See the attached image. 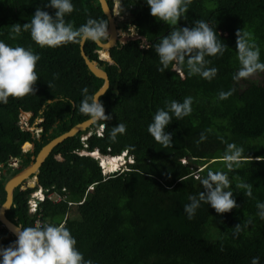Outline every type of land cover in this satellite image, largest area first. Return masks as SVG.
Returning a JSON list of instances; mask_svg holds the SVG:
<instances>
[{
	"label": "trees",
	"instance_id": "16d2710c",
	"mask_svg": "<svg viewBox=\"0 0 264 264\" xmlns=\"http://www.w3.org/2000/svg\"><path fill=\"white\" fill-rule=\"evenodd\" d=\"M113 2L106 0L109 8ZM45 3L47 0H0V40L13 47H30L40 56L34 95L9 97L6 104L0 103V206L5 201V182L18 172L9 162L15 159L18 166L27 167L31 157L52 139L89 119L79 111L81 90L87 87L92 94L102 86V80L88 72L79 44L42 48L27 30L11 33L10 26L30 22L37 7L54 14ZM72 3L74 10L65 21L74 27L89 18L107 21L98 0ZM122 3L134 17L135 33L146 44L130 41L115 46L110 51L115 65L103 66L109 87L100 101L111 120L94 123L54 147L39 168L37 185L32 189L20 185L13 191L6 217L23 227L36 222L63 223L84 259L93 264H250L253 257L264 264V219L256 208L258 201L264 202V72L254 74L255 79H233L239 67L235 53L238 29L252 34L264 62V0H191L176 27L191 28L196 20H204L227 48L223 55L206 57L209 67L218 69L212 80L187 76L186 71L181 77L171 66L158 72L154 46L174 26L152 17L144 0ZM98 50L93 42L84 43L89 60L97 61ZM102 61L98 63L102 65ZM222 91H232V95L220 100ZM188 96L193 98L192 112L180 120L173 117L165 129L172 134V147L165 148L154 141L147 127L166 102H182ZM48 100L52 101L48 107L53 110L54 124L37 140L19 128L20 113H32V123ZM119 123L126 125V132L112 142L111 127ZM38 127H44L43 123ZM88 132L91 134L81 141ZM201 133L207 138L198 143ZM25 141L34 145L33 152H22ZM226 143L243 147L247 157L231 171L222 159ZM128 146L133 151L125 152ZM80 151L110 157L126 153L133 163L117 173L103 174L98 161L79 155ZM209 170L227 172L238 207L217 214L202 203L189 221L183 205L189 203L190 195L203 191L200 178ZM241 181L251 184L252 197L236 187ZM38 187L44 199L30 213L27 203ZM245 223L248 227L233 236V228ZM14 242L0 224V247Z\"/></svg>",
	"mask_w": 264,
	"mask_h": 264
},
{
	"label": "clouds",
	"instance_id": "9594fccd",
	"mask_svg": "<svg viewBox=\"0 0 264 264\" xmlns=\"http://www.w3.org/2000/svg\"><path fill=\"white\" fill-rule=\"evenodd\" d=\"M190 2L191 0H144L152 17L174 26L170 33L163 36L154 46L160 64L157 71L164 73L171 66L182 76L186 71L187 76L198 75L203 79L212 80L216 77L218 69L209 67L210 60L206 57L223 55L227 48L218 38L217 32L204 20H196L191 28L176 27L178 21L185 17ZM44 7L54 9V14L50 15L37 7L30 22L22 26L11 25V33L19 35L22 30H27L31 40L42 48H56L68 43L81 44L88 41L105 49L110 47L112 41L106 20L89 18L76 28L71 22L65 21V16L74 10L72 0H47ZM128 15L133 17L132 14ZM235 36V53L239 67L233 79L248 78L258 72H264V62L260 60V48L252 34L241 28L236 31ZM11 38L14 39L15 36ZM39 59L40 56L30 47H13L0 40V103L6 104L9 97L34 95L33 86L38 80L35 68ZM105 90L92 94H89L87 87L81 90L83 98L80 101L79 111L94 123L111 120L110 115H105L104 106L100 101V96ZM231 95L232 91H222L218 93V99L225 100ZM192 104L193 98L188 96L182 102L172 100L166 102L165 108L157 109L152 122L147 127V132L156 143L165 148L172 147V134L165 129L172 122L173 117L180 120L189 116L192 112ZM101 127H106V123ZM125 132L126 125L119 123L111 127L109 139L116 142L118 134L123 135ZM206 138L205 134L201 133L197 142H203ZM131 151H133L132 146L125 148V152ZM116 157L132 160L131 157L127 158L126 154ZM222 159L225 167L231 171L238 168L241 160L247 157L244 156L243 147L235 143H226ZM132 163L131 161L130 164ZM200 185L203 191L195 196L190 195L189 203L183 205V213L189 221L194 218L202 203L210 206L217 214L227 213L238 207L233 198L227 172L209 170L206 176L200 178ZM236 187L243 189L246 197H252L251 184L241 181ZM27 204L29 210V203ZM256 208L257 215L264 219V202L258 201ZM247 227L248 223L237 224L233 228V236H238ZM14 232L17 237L15 242L6 248L0 247V264H93L91 259H84L83 254L76 247V239L63 223L46 222L31 227L16 226ZM250 264H260V258L253 257Z\"/></svg>",
	"mask_w": 264,
	"mask_h": 264
},
{
	"label": "water",
	"instance_id": "95a60500",
	"mask_svg": "<svg viewBox=\"0 0 264 264\" xmlns=\"http://www.w3.org/2000/svg\"><path fill=\"white\" fill-rule=\"evenodd\" d=\"M98 2H99V5H100V8H101L103 15H105V17L107 19L109 37H110V40L112 41V43H110V47H108L107 49L102 48L101 46H98V45H96V46L99 48V51H101V54L102 53L106 54L105 62L110 64V65H115V63L111 59L110 51L112 48H114L116 46L117 42H119L122 45H124L130 41H141L142 43L146 44V39L140 35H137V34L125 35L124 32L122 33L121 31H119L116 28L115 19H114L113 14L111 13L112 10L109 9L106 1L105 0H98ZM111 31L115 32L113 34V39H112V32ZM116 33H118V35L121 36L120 39L118 38V35L116 36ZM84 43L79 44L80 56L83 59V62L85 64L88 72L91 75H93L95 78L102 80V86L96 92H102L105 89L107 90L109 87V81H108V77H107L106 72L103 70V64L100 65V64H98V61L89 60L88 56L83 51ZM106 90H105V92H106ZM104 93L102 95H104ZM53 101L55 102L56 100H53ZM51 102L52 101L48 100L47 106H49L51 104ZM20 114H24V116H25V115L30 114V113H25V112L21 111ZM93 124H94V122H92L90 119H87V120L71 127L70 130H68L67 132H65V133L59 135L58 137L52 139L48 144H46L44 147L41 148V150L37 153L36 156L31 157V162L29 163V165L27 167L22 168L21 166L17 165L16 168H17L18 172L15 175L11 176L5 182V184H4L5 201L0 206V224L15 240L17 237H16V234L14 232V229L16 228V226H21V225H18L16 223L10 221L6 217V212L11 208V205L13 203V191L18 186H20L22 183L27 181L25 179L21 180L19 178V180H18L16 178L23 173L30 172L31 168L33 166L37 165V168L34 171H31L32 180H33V178H35L31 183L34 182L35 184H37V182H38L37 176L39 174V168L42 166L45 159L49 156L52 149L54 147H56L58 144L65 141L66 139L72 138L77 133L83 132L86 129L90 128L91 125H93ZM25 131H29V130H25ZM29 146H30L31 151H32L33 145H29ZM57 159H59V158H57ZM13 163L16 165L17 164L16 160H14ZM3 173H5V171ZM28 188H31V187H28Z\"/></svg>",
	"mask_w": 264,
	"mask_h": 264
},
{
	"label": "rangeland",
	"instance_id": "374dc122",
	"mask_svg": "<svg viewBox=\"0 0 264 264\" xmlns=\"http://www.w3.org/2000/svg\"><path fill=\"white\" fill-rule=\"evenodd\" d=\"M112 10L114 11V13H113V15H115V19H116V21H117V23H126V21H127V18H128V12L126 11V8H124L123 7V4L120 2V0H114V2H113V7H112ZM120 29V28H119ZM122 30L123 29H120V31L122 32ZM127 32H130V34H134V32H133V28H128V30H126V31H124V33L125 34H128ZM123 33V32H122ZM97 54H98V58H97V61H99L100 62V60H104V61H102V63L101 64H103V66H104V64L106 63L105 62V59L106 58H103V56L104 55H106V54H104V53H102L101 54V51H97ZM99 64V63H98ZM178 74H180L179 72H177ZM181 77H182V75H181ZM256 77H255V75H252V77H251V79H255ZM45 107H46V105H45ZM45 110V113L46 114H44L43 112H40L38 115H37V117L36 118H34L33 120H32V123L30 124V122H31V118H32V114H31V116H30V114H27V115H25L24 116V114H21V116H20V122L18 123V126H19V128L20 129H22V130H29L30 132H33L34 133V136L36 137L37 135H40V133L46 128V129H49L54 123H53V117L51 116L52 115V108H50V107H47V108H45L44 109ZM48 110H50V111H48ZM41 123H43V125H44V127H42V128H39L38 127V124H41ZM100 131H103V127H101L99 130H98V132H97V136H100L101 134H100ZM91 134V132H88L85 136H83L80 140L81 141H84L86 138H87V136H89ZM24 138V137H23ZM24 145L25 144H23L22 145V152H26V151H28L29 150V147L28 146H25V148H23L24 147ZM94 152H98V151H94ZM79 155H82V156H85V155H88V156H90V157H92L93 156V154H92V152H90V153H88V152H85V151H80V152H77ZM126 154V153H125ZM124 153L123 154H121V156L122 155H125ZM98 156H93L94 157V159L95 160H97L98 162H99V164H100V166L104 169L103 170V174L105 173V174H111V173H115L114 171L113 172H108V170H106L104 167H107L108 169H111L112 170V166L114 165V162H116L117 164H116V166L118 165V167L115 169V171H116V173L117 172H119L121 169H124V167L126 166V165H128V164H130L131 163V161L132 160H130V159H128V160H123V158H121V157H114V158H112V157H110V156H108V157H106V156H104V155H100L99 154V152H98V154H97ZM130 157V156H129ZM128 158V157H127ZM106 159V160H105ZM122 159V160H121ZM15 160V159H14ZM14 160H11L10 162H9V166L10 167H12L13 169H17L16 167H17V164L15 165L14 163H13V161ZM107 160L109 161H111V160H113L112 161V163L111 164H109L108 162H107ZM133 162V161H132ZM110 171V170H109ZM35 178H33V180H34ZM32 180V181H33ZM31 181V182H32ZM23 187H22V189H27L28 187H31L30 189H32V188H34L35 187V183L33 182V183H30L28 180L26 181V182H24V183H22L21 184ZM39 190H37L35 193H39L38 192ZM32 195V194H31ZM30 195V197H29V200L32 202V197L33 196H31ZM33 195H35L34 194V192H33ZM36 196H38V194L36 195ZM43 197H44V195H43ZM53 201H55L56 202V197L55 196H53ZM29 211H30V209H29ZM17 219V217L15 216V220Z\"/></svg>",
	"mask_w": 264,
	"mask_h": 264
},
{
	"label": "flooded vegetation",
	"instance_id": "af4514ba",
	"mask_svg": "<svg viewBox=\"0 0 264 264\" xmlns=\"http://www.w3.org/2000/svg\"><path fill=\"white\" fill-rule=\"evenodd\" d=\"M122 1H124V0H120L121 3H122ZM122 4L125 5L124 3H122ZM112 7H113V6H112ZM124 8H127L126 5L124 6ZM110 9L112 10V8H110ZM128 10H129V8H128ZM128 10H126V11L129 12ZM111 13L113 14L114 11H111ZM114 19H115V15H114ZM133 20H134V17H131V16L129 17V15H128V18H127L126 23H117V21H116V19H115L116 28H117V29H119V28H120V29H123L122 32H124V31L128 30V28L131 27V28H133V32L135 33V31H134L135 28H134L133 25H132V21H133ZM127 33H128L127 35H131L130 32H127ZM117 35H118V34H116V36H117ZM118 38L120 39L121 36L118 35ZM117 45H122V44H120L119 42H117V43H116V46H117ZM47 107H48V106H46V107H45V106L42 107V109L40 110V112H43L44 114H46L44 109L47 108ZM40 112H39V113H40ZM39 113H38V114H39ZM31 114H32V113H30V116H31ZM30 124H31V123H30ZM49 131H50V130H49ZM28 132H30V131H28ZM41 133H42V132H41ZM41 133H40V134H41ZM30 134H31V137H32V138H35V139H37V140H39L40 137H41V135H37V136L35 137L33 132H30ZM23 143H25V144L28 143V144L33 145L32 143H29V142L26 143V141L23 142ZM33 146H34V145H33ZM16 161H17V160H16ZM17 165H18V161H17Z\"/></svg>",
	"mask_w": 264,
	"mask_h": 264
},
{
	"label": "bare ground",
	"instance_id": "6f19581e",
	"mask_svg": "<svg viewBox=\"0 0 264 264\" xmlns=\"http://www.w3.org/2000/svg\"><path fill=\"white\" fill-rule=\"evenodd\" d=\"M112 32V39H113V34L115 33L114 31H111ZM110 32V33H111ZM116 34H118V33H116ZM105 57H106V55H104ZM25 146H28L29 147V145L28 144H25ZM25 146H24V148H25ZM96 154V155H95ZM98 153L97 152H93V156L95 155V156H98L97 155ZM94 156V157H95ZM106 157H108V156H106ZM112 158H114V157H112ZM122 158V157H121ZM106 160V159H105ZM122 160V159H121ZM112 161L113 160H107V162L109 163V164H111L112 163ZM116 162H114V165L112 166V170L111 169H108L107 167H104L106 170H108V172H113V171H115V169L118 167V165L116 166ZM37 168V165H35V166H33L32 168H31V171H34L35 169ZM110 170V171H109ZM31 171L30 172H28V173H23V174H21L20 176H18L16 179H18L19 180V178L21 179V180H23V179H25V180H32V175H31ZM31 183V182H30Z\"/></svg>",
	"mask_w": 264,
	"mask_h": 264
},
{
	"label": "built area",
	"instance_id": "2783aa9c",
	"mask_svg": "<svg viewBox=\"0 0 264 264\" xmlns=\"http://www.w3.org/2000/svg\"><path fill=\"white\" fill-rule=\"evenodd\" d=\"M37 190H39L38 192L39 193H35L34 192V194L35 195H33V193H32V195L31 196H33L32 197V202L29 200L28 201V203H29V209H30V213H35V211H36V206H37V203L39 202V201H41V200H43L44 199V197H43V190L42 189H37ZM38 194V196H36ZM40 224V222H36L35 223V225L34 226H38Z\"/></svg>",
	"mask_w": 264,
	"mask_h": 264
},
{
	"label": "crops",
	"instance_id": "0c3cea01",
	"mask_svg": "<svg viewBox=\"0 0 264 264\" xmlns=\"http://www.w3.org/2000/svg\"><path fill=\"white\" fill-rule=\"evenodd\" d=\"M106 1V0H105ZM124 1H126V0H124ZM126 4V3H125ZM125 5H123V7H124ZM112 8V7H111ZM128 14H130L129 12H128ZM134 34H136V33H134ZM27 143V142H26ZM25 144V143H24ZM28 144V143H27ZM28 145H31V144H28ZM22 148V147H21ZM33 149H34V146L32 147V151H31V148H30V146H29V150L28 151H30V152H33ZM27 152V151H26ZM23 153H25V152H23ZM17 162V161H16ZM39 175V174H38ZM37 179H38V176H37ZM38 183V182H37ZM37 185V184H36ZM35 185V186H36ZM39 189H42V188H40V187H38ZM37 221H40L39 219L37 220ZM35 224V223H34Z\"/></svg>",
	"mask_w": 264,
	"mask_h": 264
}]
</instances>
